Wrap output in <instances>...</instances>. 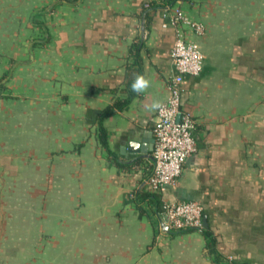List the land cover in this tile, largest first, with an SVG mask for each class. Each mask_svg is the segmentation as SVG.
Instances as JSON below:
<instances>
[{
  "label": "crops",
  "instance_id": "0c3cea01",
  "mask_svg": "<svg viewBox=\"0 0 264 264\" xmlns=\"http://www.w3.org/2000/svg\"><path fill=\"white\" fill-rule=\"evenodd\" d=\"M51 1L0 0V183L16 192V212L33 217L40 206L68 254L90 255L79 264H264V0L176 3L204 28H179L203 65L180 87L195 151L161 192L147 179L156 109L174 75L167 9L75 0L50 14ZM128 98L102 121L109 156L93 118ZM130 142L147 156L127 152ZM178 201L202 205L210 249L202 230L167 227L162 205Z\"/></svg>",
  "mask_w": 264,
  "mask_h": 264
},
{
  "label": "built area",
  "instance_id": "2783aa9c",
  "mask_svg": "<svg viewBox=\"0 0 264 264\" xmlns=\"http://www.w3.org/2000/svg\"><path fill=\"white\" fill-rule=\"evenodd\" d=\"M167 25L175 30V38L170 50V62L174 75L170 79L169 95L156 109L152 148V171L147 185L154 192L173 187L182 174L183 166L195 151L193 138L194 123L181 110V84L187 76H198L203 65V56L193 42L185 40L180 26L184 25L195 34L201 35V24L184 17L177 8L167 10ZM162 214L166 225L174 231L203 229V207L196 201L164 202ZM225 264H230V259Z\"/></svg>",
  "mask_w": 264,
  "mask_h": 264
},
{
  "label": "rangeland",
  "instance_id": "374dc122",
  "mask_svg": "<svg viewBox=\"0 0 264 264\" xmlns=\"http://www.w3.org/2000/svg\"><path fill=\"white\" fill-rule=\"evenodd\" d=\"M63 2L73 5L75 0L51 1L46 8L51 14ZM32 18L35 23L42 21V16L37 14ZM39 37L44 35L40 33ZM9 184L8 180L0 183V264H79L84 258L85 262L90 261V255L65 251L56 229L41 221L40 206H34L33 217L19 206L16 212V192L10 190ZM49 233L54 237H47Z\"/></svg>",
  "mask_w": 264,
  "mask_h": 264
},
{
  "label": "trees",
  "instance_id": "16d2710c",
  "mask_svg": "<svg viewBox=\"0 0 264 264\" xmlns=\"http://www.w3.org/2000/svg\"><path fill=\"white\" fill-rule=\"evenodd\" d=\"M69 1V0H68ZM179 0H159V2L157 3L154 0H149L146 5H147V9H150L151 11L148 12V14L150 15L151 13H154L157 10H171L175 7L176 3ZM147 14V17L149 16ZM35 26H39L41 28V24L40 23H33ZM131 98V97H129ZM129 98L124 101V102H119L116 101L113 106L106 108L105 110L99 112V114H96V116H94L93 121L96 123V130H97V142L99 144V146L104 149L107 154L109 156H112L111 154H113L111 152V150L109 149L108 146V141H107V134H106V130L102 124V121L104 118H107L109 116H111L115 110L120 111L122 110L128 103H129ZM112 161V163H114L116 166L120 167V168H124L127 165L121 164L119 163L118 159L113 156L110 159ZM157 195L154 192H146L143 195V199H154L157 200ZM202 232L205 236V238L209 241V235L206 233L205 230L202 229ZM207 248H211V243L210 241L207 244Z\"/></svg>",
  "mask_w": 264,
  "mask_h": 264
},
{
  "label": "water",
  "instance_id": "95a60500",
  "mask_svg": "<svg viewBox=\"0 0 264 264\" xmlns=\"http://www.w3.org/2000/svg\"><path fill=\"white\" fill-rule=\"evenodd\" d=\"M139 145L138 143H133V142H130L128 143V146H127V152L129 153H143V155L147 156V153L149 151L148 147H146L145 145ZM153 148V141H152V147H151V150ZM166 218L165 216H163V221H165ZM203 225L205 226V221L203 220Z\"/></svg>",
  "mask_w": 264,
  "mask_h": 264
},
{
  "label": "clouds",
  "instance_id": "9594fccd",
  "mask_svg": "<svg viewBox=\"0 0 264 264\" xmlns=\"http://www.w3.org/2000/svg\"><path fill=\"white\" fill-rule=\"evenodd\" d=\"M147 86V81L143 77H138L136 82L133 84L134 91H141Z\"/></svg>",
  "mask_w": 264,
  "mask_h": 264
}]
</instances>
